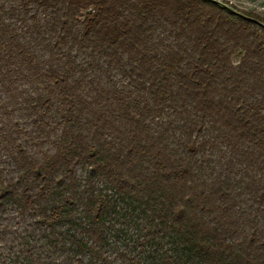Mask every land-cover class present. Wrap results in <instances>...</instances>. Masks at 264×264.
<instances>
[{"label": "trees", "instance_id": "obj_1", "mask_svg": "<svg viewBox=\"0 0 264 264\" xmlns=\"http://www.w3.org/2000/svg\"><path fill=\"white\" fill-rule=\"evenodd\" d=\"M259 21L0 0V264H264Z\"/></svg>", "mask_w": 264, "mask_h": 264}, {"label": "rangeland", "instance_id": "obj_2", "mask_svg": "<svg viewBox=\"0 0 264 264\" xmlns=\"http://www.w3.org/2000/svg\"><path fill=\"white\" fill-rule=\"evenodd\" d=\"M207 1L218 3L219 5L229 9L235 16L236 15L245 16V14L255 16L259 18L260 20L259 23L264 26V0H207ZM12 21L15 22V19H12ZM239 58H240L239 55L234 57L233 58L234 62L237 63L239 61ZM113 80L115 82H120V79H118L116 75L113 76L112 81ZM19 118L20 117L18 113L16 115V119L18 120ZM23 124L26 125V123H23ZM27 127L29 130L32 129V124L28 123ZM23 138H25V136ZM5 146L7 145L0 141V168L1 169L8 168V159L6 157L7 153H6ZM50 148H51L50 143H45L44 145H41L37 142V139L34 143L30 145V150H32V152H35V153H42V152L49 150Z\"/></svg>", "mask_w": 264, "mask_h": 264}]
</instances>
